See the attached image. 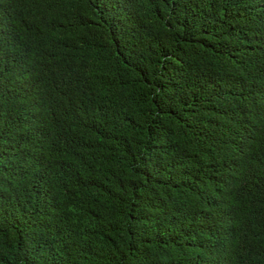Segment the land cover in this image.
Here are the masks:
<instances>
[{
    "label": "trees",
    "instance_id": "trees-1",
    "mask_svg": "<svg viewBox=\"0 0 264 264\" xmlns=\"http://www.w3.org/2000/svg\"><path fill=\"white\" fill-rule=\"evenodd\" d=\"M0 264H264V0H0Z\"/></svg>",
    "mask_w": 264,
    "mask_h": 264
}]
</instances>
